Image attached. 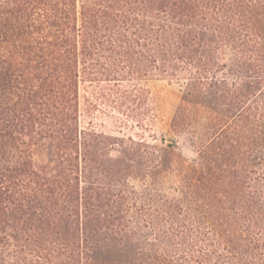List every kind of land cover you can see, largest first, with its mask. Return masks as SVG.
<instances>
[{"label": "trees", "instance_id": "trees-1", "mask_svg": "<svg viewBox=\"0 0 264 264\" xmlns=\"http://www.w3.org/2000/svg\"><path fill=\"white\" fill-rule=\"evenodd\" d=\"M0 264H264V0H0Z\"/></svg>", "mask_w": 264, "mask_h": 264}, {"label": "rangeland", "instance_id": "rangeland-1", "mask_svg": "<svg viewBox=\"0 0 264 264\" xmlns=\"http://www.w3.org/2000/svg\"><path fill=\"white\" fill-rule=\"evenodd\" d=\"M184 81L172 80L165 77H157L149 82V89L151 92L152 103L155 106V117L151 122L150 135H156L158 138H164L166 143L176 141L177 152L184 158L192 159L194 149H192L187 141L186 135H175L170 130L171 120L180 103ZM96 124H103L108 130H117L116 120L113 116L106 114H98L95 120ZM126 133L130 132L126 127ZM200 135V131H196ZM170 182V180H168Z\"/></svg>", "mask_w": 264, "mask_h": 264}]
</instances>
